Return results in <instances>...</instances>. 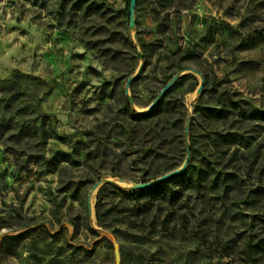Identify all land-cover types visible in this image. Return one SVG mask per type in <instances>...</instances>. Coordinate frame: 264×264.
I'll use <instances>...</instances> for the list:
<instances>
[{"label": "rangeland", "instance_id": "374dc122", "mask_svg": "<svg viewBox=\"0 0 264 264\" xmlns=\"http://www.w3.org/2000/svg\"><path fill=\"white\" fill-rule=\"evenodd\" d=\"M262 109L264 0H0V264H264Z\"/></svg>", "mask_w": 264, "mask_h": 264}, {"label": "water", "instance_id": "95a60500", "mask_svg": "<svg viewBox=\"0 0 264 264\" xmlns=\"http://www.w3.org/2000/svg\"><path fill=\"white\" fill-rule=\"evenodd\" d=\"M136 3L137 0H130V16H131V24H133V20H134V12H135V7H136ZM142 67L140 66L138 71L133 74L132 76L129 77L127 84H126V94L128 95L129 93V86L130 83L135 79V77L140 73ZM189 70L200 73L198 70L194 69V68H190ZM185 72L181 71L177 74H175L173 76V78L161 89V91L157 94V96L155 97V99L153 100V102L147 107V109L143 112H150L158 103L159 101L165 96V94L167 93V91L171 88V86L182 76L184 75ZM204 77H202V82L201 85L198 88V92H201L203 87H204ZM189 132V127L188 124L186 125L185 128V134L186 136L188 135ZM190 157H191V147L189 145V143L187 142V157L185 159V161L183 162V164L177 168H174L170 171H167L165 173H163L162 175H159L158 177L151 179L150 181L147 182H139V183H135L133 185H131L132 189H143V188H147V187H151L153 185H156L162 181H165L167 179H170L178 174H180L181 172L185 171L189 165L190 162ZM108 182H113L112 178H102L99 181H97L90 192L89 198H88V203H89V207H90V212H93V207H92V196L95 194V192H97V190L99 189V187L101 185H103L104 183H108Z\"/></svg>", "mask_w": 264, "mask_h": 264}, {"label": "trees", "instance_id": "16d2710c", "mask_svg": "<svg viewBox=\"0 0 264 264\" xmlns=\"http://www.w3.org/2000/svg\"><path fill=\"white\" fill-rule=\"evenodd\" d=\"M233 104L235 105H240L241 103H246L245 101L242 100H238V101H232ZM163 103V99H161L159 101V103L150 111V112H143L137 115V117L141 118V119H146L148 117H150L151 115L155 114L158 109L161 107ZM213 112H221V110H212ZM254 119H258L259 121H264V109L262 110H258L256 111L253 115H251ZM170 171V170H169ZM188 172V169H186L185 171L181 172L180 174L174 176L176 179L179 178H184L186 176ZM158 177V176H157ZM156 178V177H155ZM173 178V177H172ZM167 179L165 181H162L156 185H153L151 187H147V188H143V189H137L135 191H127V190H121L123 193L128 194V195H133V194H137L138 192H143V191H148L151 190L152 192H154L156 195L160 196V198L164 201H171L172 198H174V193L170 192V193H165L163 191L164 186L166 184H168L170 182V180L172 179ZM150 181V180H149ZM147 182V181H146ZM110 210V209H109ZM103 212L97 211L96 215L99 221L102 220V216H103Z\"/></svg>", "mask_w": 264, "mask_h": 264}, {"label": "bare ground", "instance_id": "6f19581e", "mask_svg": "<svg viewBox=\"0 0 264 264\" xmlns=\"http://www.w3.org/2000/svg\"><path fill=\"white\" fill-rule=\"evenodd\" d=\"M193 96H194V94L191 97H193ZM112 179H113V181H116L117 183H119L121 185H124V186L129 185L125 181H122L120 179H117V178H112ZM93 197H94V195L92 196V200H93Z\"/></svg>", "mask_w": 264, "mask_h": 264}]
</instances>
